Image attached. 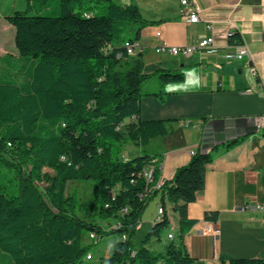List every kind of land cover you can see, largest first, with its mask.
Instances as JSON below:
<instances>
[{
	"label": "trees",
	"instance_id": "obj_1",
	"mask_svg": "<svg viewBox=\"0 0 264 264\" xmlns=\"http://www.w3.org/2000/svg\"><path fill=\"white\" fill-rule=\"evenodd\" d=\"M5 16L16 28L23 62L0 57V264H82L113 234L117 239L98 264H193L182 244L198 222L188 216V204L204 190L214 153L197 149L172 180L146 194L161 169L156 165L151 184L143 170L157 154L126 158L121 146L132 141L144 148L169 132L165 120L141 119V101L164 99L150 81L185 77L166 68L144 72L142 54L127 52L125 43L139 41L151 21L135 0H18ZM159 191L162 205L170 202L178 213L180 233L179 242L168 237L160 251L153 241L170 227L166 212L135 241ZM218 218V211L204 214L207 221ZM220 261L264 264L228 253Z\"/></svg>",
	"mask_w": 264,
	"mask_h": 264
},
{
	"label": "crops",
	"instance_id": "obj_2",
	"mask_svg": "<svg viewBox=\"0 0 264 264\" xmlns=\"http://www.w3.org/2000/svg\"><path fill=\"white\" fill-rule=\"evenodd\" d=\"M135 2L151 21L142 29L135 54H142L144 72L166 68L181 71L185 77L166 84L150 81L154 91H163L164 99L144 96L141 119L165 120L169 132L139 147L140 152L130 141L133 145L123 150L124 157L157 154L150 167H160V178L170 181L194 151H212L215 157L206 170L205 188L188 204V216L198 222L184 234L183 248L193 257V264H222V253L264 258V212L253 207L264 202V121L258 120L264 116V0H196L203 16L200 22L186 21L180 0ZM235 33L239 37L231 41ZM211 34L214 43L190 55L158 50L196 45ZM244 44L253 60L235 56ZM251 65L257 67L258 76L252 74ZM235 139L241 140L226 150L225 145ZM150 205L154 212L145 222L141 219L137 231L144 226L145 231L136 242L152 228L162 205L160 191ZM163 207L171 224L162 240L153 241L159 251L171 228L174 240L180 241L178 213L170 202ZM206 211H218V220H205ZM207 223H213L220 233H203Z\"/></svg>",
	"mask_w": 264,
	"mask_h": 264
},
{
	"label": "built area",
	"instance_id": "obj_3",
	"mask_svg": "<svg viewBox=\"0 0 264 264\" xmlns=\"http://www.w3.org/2000/svg\"><path fill=\"white\" fill-rule=\"evenodd\" d=\"M182 6L184 7V15L186 18V21L188 22H200L203 19L202 13H201V9L198 6L196 0H180ZM212 27L210 26V29ZM160 34V33H158ZM215 41V35L211 34L205 38H203L198 44L196 45H184V46H162L159 47L158 50H168L174 54H179V53H184L187 55L193 54L195 51L202 49V48H206L211 46ZM125 46L127 48V52L129 54H136L138 51V49L140 48V43L139 41H127L125 43ZM122 53H118V57H121ZM235 56L238 59H242L245 56H248L250 60H253V55L249 49V47L244 44L239 46L238 50L235 53ZM250 70L252 72V74L258 76V69L255 65H251ZM133 118L135 119L136 117L133 116ZM260 122L264 121V116L259 117L258 119ZM154 169L155 168H151L146 167L143 170V175L147 181L148 184L153 183L154 180ZM165 183L164 180H162L160 177L157 181V183L152 184L151 187H149L146 190V194L149 193L151 190H155V189H161L162 185ZM247 207H250V205H247ZM255 209L257 210H261L264 212V202L263 203H257L255 206H253ZM165 213V209L162 205L159 206L158 208V213L157 216L155 217L154 221L156 219H160L162 217V215ZM153 221V222H154ZM172 232L168 234V237L170 239L174 238V228H171ZM202 232L203 233H214V234H218L220 233V229L218 227H216L213 223H207L202 227ZM91 237H95L94 234H91ZM88 258L92 257V254H88L87 255Z\"/></svg>",
	"mask_w": 264,
	"mask_h": 264
},
{
	"label": "rangeland",
	"instance_id": "obj_4",
	"mask_svg": "<svg viewBox=\"0 0 264 264\" xmlns=\"http://www.w3.org/2000/svg\"><path fill=\"white\" fill-rule=\"evenodd\" d=\"M18 7V0H0V57L11 55L14 58L18 59V62L22 64L23 60L21 59V55L16 47L15 43V34H16V28L15 26L10 23L5 13L11 9V7ZM19 78L21 80H24L23 73H19ZM156 79H154L155 81ZM152 89V85L150 86ZM132 142V141H131ZM127 145H133L130 143V141L122 143V149L126 150ZM140 148L136 147V151H139ZM48 171H51L49 169H46ZM76 185V182L70 183V187ZM81 191H90V186L88 184H81L80 185ZM154 210L152 209L151 205L147 206L145 209L142 220H146L148 216H151L153 214ZM143 222V223H144ZM145 227V226H144ZM144 227L136 232L135 239H139L141 233H143ZM117 235H105L103 238L100 239L97 245L94 246V249L92 250L93 259H85L82 264H98L100 257L105 255L107 250L111 247V245L116 241ZM87 241L89 242L90 239L87 238Z\"/></svg>",
	"mask_w": 264,
	"mask_h": 264
},
{
	"label": "clouds",
	"instance_id": "obj_5",
	"mask_svg": "<svg viewBox=\"0 0 264 264\" xmlns=\"http://www.w3.org/2000/svg\"><path fill=\"white\" fill-rule=\"evenodd\" d=\"M165 90H166V91H170V89H169V88H167V87H166V89H165Z\"/></svg>",
	"mask_w": 264,
	"mask_h": 264
}]
</instances>
